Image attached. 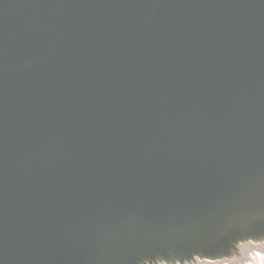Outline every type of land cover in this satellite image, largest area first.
I'll return each mask as SVG.
<instances>
[{"label": "water", "instance_id": "water-1", "mask_svg": "<svg viewBox=\"0 0 264 264\" xmlns=\"http://www.w3.org/2000/svg\"><path fill=\"white\" fill-rule=\"evenodd\" d=\"M215 169L264 172V0H0V264H100L71 201ZM216 185L143 204L140 223L188 236L224 205ZM234 185L250 206L215 229L264 207ZM202 229L193 246H214Z\"/></svg>", "mask_w": 264, "mask_h": 264}, {"label": "bare ground", "instance_id": "bare-ground-1", "mask_svg": "<svg viewBox=\"0 0 264 264\" xmlns=\"http://www.w3.org/2000/svg\"><path fill=\"white\" fill-rule=\"evenodd\" d=\"M217 171L216 169L210 172L201 171L199 175L203 178L196 177L193 178V180L187 179L186 183L182 185L166 184L162 187L158 185L153 188L151 187L146 192H139V190L136 189H121L115 187L95 189L85 193L83 196L79 197V199L71 201L68 204L69 212H67V216L70 226L73 227L74 224L78 225L79 223L77 222L82 220L84 227L78 225L80 226L78 236L84 242H88L91 235L98 234L95 237L100 238L98 242L95 243L97 249L92 246V253L98 257L99 260L96 261L100 264H229L227 263L228 260H222V258L218 256V251L221 249L223 250L224 246L232 240L234 241L233 236H238L237 234L241 235L243 232L242 230H233L229 232L231 234H228L227 237V233H225L222 228L215 229L214 227L221 223L223 215H231L240 209V207L246 208L250 206V201L248 196L230 198L226 195L227 190H223L222 188L225 187V184L230 185L234 183V186L241 191H245L250 187H254L256 192L257 190L262 191V189H264V172L258 175L259 177L256 176L253 179L247 177L244 178L245 180H242L245 174L238 172L234 174L235 176L227 180L224 177L215 180L214 177H216L215 173H218ZM221 183L224 184L222 185ZM215 184H218L216 185L218 187L215 193L221 195V198L225 199L224 201L219 200V204L224 203V205H221L220 209H216L209 217V221L203 223L198 230L190 231V234H188L189 236L198 235L199 232L203 233V227H207V229L213 228L214 233L216 232V235H213L215 236V241H213L215 243L214 246L211 245L209 248L203 247L206 251L202 248L199 249L197 246H193V244H197L198 241L196 240L195 242L192 240H195L194 238L197 237L193 239L188 238V236L185 235V231L182 233L180 232V234L179 232H175L179 234V237L176 238L177 240L166 241L157 238L154 241L151 236L154 227V225H152L153 223L150 221L147 222L149 225L145 222L140 223L141 210L138 211L136 209L143 204H156V202L163 198L180 200L190 196L202 195ZM229 190L232 192L234 189ZM253 209H255L253 210L255 214L260 215H256L254 219L249 221L245 220L246 224H244V228L245 231L250 233L249 235L252 236L253 239L255 238L254 241L256 242L248 243L249 240L246 241L245 236L242 235L239 237L238 242V244H242V246L246 245L245 243H247V245L258 244L261 242V239H263L262 241L264 242V215H261L264 214V207L258 206L257 204ZM119 212L120 214H125V216L120 215ZM116 219L123 221L119 225L118 223L116 225ZM151 220L156 221L157 219L154 216ZM237 224L240 223L238 222ZM107 229L110 230V232ZM74 231L76 234L77 231ZM163 231L162 234L165 237L169 231H165V229ZM169 235H167V237H169ZM231 235L233 236L231 237ZM105 243L107 246H105ZM221 245H223V247H221ZM108 246L110 247L107 250ZM190 246H193L194 250H189V248H191ZM88 247H90V245ZM249 249L252 250L251 248ZM188 250L195 253V256H193L195 258L192 260L186 259ZM253 251L255 250L253 249ZM257 252H259V254L252 253L253 256L250 254L242 258L239 252V254H237L238 256L236 255L235 257V262L231 264H264V246L258 249ZM176 258H179V260H175ZM110 260L112 263H110Z\"/></svg>", "mask_w": 264, "mask_h": 264}, {"label": "rangeland", "instance_id": "rangeland-1", "mask_svg": "<svg viewBox=\"0 0 264 264\" xmlns=\"http://www.w3.org/2000/svg\"><path fill=\"white\" fill-rule=\"evenodd\" d=\"M233 215L230 216V218L224 216V223H223V225L225 227L224 232L227 233L226 236L228 237V234H231L229 232L230 231H233V230L234 231L242 230L243 233L241 235L237 234L238 236L231 235V237L232 236L234 237L233 238L234 241L232 240L231 242H229L227 245L224 246V249L223 250L221 249V250L218 251V256H220L222 258V260H228L227 263H229V264L235 262L234 261L236 259L235 257H236L237 254H239V252L241 253V256H240L241 258L243 256H246V255L249 256L250 254H251V256H253L252 253L253 254L254 253L255 254H257V253L259 254V252H257V250L258 249H261L264 246V242L262 241L263 239H261V242H259L258 244L255 243V244L247 245V243H245L246 245H243V246H242V244H238L239 237L242 236V235L245 236V240L246 241L249 240L248 243H253V242H256V241H254L255 238L253 239V237L249 235L250 233H248V231H245L244 224H246V221H243L240 224H237V222H235V223H229V221L231 220V217H233ZM221 247H223V245H221ZM249 248H251L252 250H250ZM202 249H204V248H202ZM253 249L256 252L253 251ZM204 251H206V250L204 249ZM194 254H195L194 252H191V251L188 250V252L186 254V259L192 260L193 258H195V257H193V256H195ZM263 255H264V253H263ZM175 260H179V258H176ZM110 262H111V260H110Z\"/></svg>", "mask_w": 264, "mask_h": 264}]
</instances>
